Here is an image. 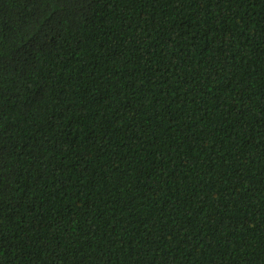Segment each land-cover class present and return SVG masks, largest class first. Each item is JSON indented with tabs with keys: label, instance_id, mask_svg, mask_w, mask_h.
<instances>
[{
	"label": "trees",
	"instance_id": "obj_1",
	"mask_svg": "<svg viewBox=\"0 0 264 264\" xmlns=\"http://www.w3.org/2000/svg\"><path fill=\"white\" fill-rule=\"evenodd\" d=\"M0 264H264V0H0Z\"/></svg>",
	"mask_w": 264,
	"mask_h": 264
}]
</instances>
